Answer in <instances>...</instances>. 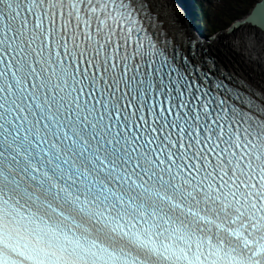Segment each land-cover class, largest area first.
I'll use <instances>...</instances> for the list:
<instances>
[{
    "label": "snow or ice",
    "instance_id": "snow-or-ice-1",
    "mask_svg": "<svg viewBox=\"0 0 264 264\" xmlns=\"http://www.w3.org/2000/svg\"><path fill=\"white\" fill-rule=\"evenodd\" d=\"M155 10L0 0V264H264V79Z\"/></svg>",
    "mask_w": 264,
    "mask_h": 264
},
{
    "label": "bare ground",
    "instance_id": "bare-ground-1",
    "mask_svg": "<svg viewBox=\"0 0 264 264\" xmlns=\"http://www.w3.org/2000/svg\"><path fill=\"white\" fill-rule=\"evenodd\" d=\"M173 8L178 10L176 5ZM183 26L193 30L184 20L180 19ZM229 40H232L230 42ZM228 41V42H227ZM211 45L218 53H221L235 67L241 68L250 78L264 79V32L256 27L238 28L234 33H222L206 47ZM228 57V58H227Z\"/></svg>",
    "mask_w": 264,
    "mask_h": 264
},
{
    "label": "rangeland",
    "instance_id": "rangeland-1",
    "mask_svg": "<svg viewBox=\"0 0 264 264\" xmlns=\"http://www.w3.org/2000/svg\"><path fill=\"white\" fill-rule=\"evenodd\" d=\"M256 1L257 0H212L210 3H207L206 1L204 3L209 10L208 19L210 21H217L216 26L221 27L228 24L230 19L243 16L249 12ZM207 24L208 21L205 19V25ZM207 27L209 29L208 33L210 37H217L221 33V31L214 32L213 27ZM229 41L232 42V40Z\"/></svg>",
    "mask_w": 264,
    "mask_h": 264
},
{
    "label": "water",
    "instance_id": "water-1",
    "mask_svg": "<svg viewBox=\"0 0 264 264\" xmlns=\"http://www.w3.org/2000/svg\"><path fill=\"white\" fill-rule=\"evenodd\" d=\"M261 5H264V0L260 1L256 7L254 8V10L252 11V13H250L247 17L243 18V19H239V21H236V23L229 29H234L236 28L237 26H239L240 24H246L248 25L249 24V17H251L256 11L257 9L261 6ZM259 24V23H258Z\"/></svg>",
    "mask_w": 264,
    "mask_h": 264
}]
</instances>
